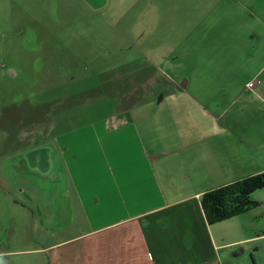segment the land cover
Returning a JSON list of instances; mask_svg holds the SVG:
<instances>
[{
    "label": "crops",
    "instance_id": "obj_1",
    "mask_svg": "<svg viewBox=\"0 0 264 264\" xmlns=\"http://www.w3.org/2000/svg\"><path fill=\"white\" fill-rule=\"evenodd\" d=\"M75 1L127 43L122 53L134 49L137 73L147 70L148 83L126 80L129 97L158 92L148 113L54 138L75 222L67 240L47 228L49 264H264V215L210 226L201 205L207 192L264 174V0ZM129 97L122 106L140 102Z\"/></svg>",
    "mask_w": 264,
    "mask_h": 264
},
{
    "label": "rangeland",
    "instance_id": "obj_2",
    "mask_svg": "<svg viewBox=\"0 0 264 264\" xmlns=\"http://www.w3.org/2000/svg\"><path fill=\"white\" fill-rule=\"evenodd\" d=\"M77 5L0 0V264H49L52 223L65 232L61 240L69 237L74 201L54 138L119 113H148L158 92L148 86L129 97L124 83H148L147 70L137 73L134 49L122 53L127 43ZM140 65L146 69V59ZM124 95L140 102L124 107ZM257 195L263 204L250 214L263 216L264 189Z\"/></svg>",
    "mask_w": 264,
    "mask_h": 264
},
{
    "label": "trees",
    "instance_id": "obj_3",
    "mask_svg": "<svg viewBox=\"0 0 264 264\" xmlns=\"http://www.w3.org/2000/svg\"><path fill=\"white\" fill-rule=\"evenodd\" d=\"M264 189V174L205 193L201 205L210 226L244 215L259 205L252 196Z\"/></svg>",
    "mask_w": 264,
    "mask_h": 264
},
{
    "label": "built area",
    "instance_id": "obj_4",
    "mask_svg": "<svg viewBox=\"0 0 264 264\" xmlns=\"http://www.w3.org/2000/svg\"><path fill=\"white\" fill-rule=\"evenodd\" d=\"M259 83H260V80L259 79H256L254 82H252V83L249 84V87L250 88H253V87L257 86Z\"/></svg>",
    "mask_w": 264,
    "mask_h": 264
}]
</instances>
